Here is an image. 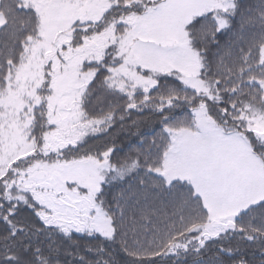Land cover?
<instances>
[{
  "label": "snow or ice",
  "instance_id": "1",
  "mask_svg": "<svg viewBox=\"0 0 264 264\" xmlns=\"http://www.w3.org/2000/svg\"><path fill=\"white\" fill-rule=\"evenodd\" d=\"M0 264H264V0H0Z\"/></svg>",
  "mask_w": 264,
  "mask_h": 264
}]
</instances>
